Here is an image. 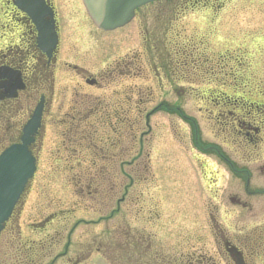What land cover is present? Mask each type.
<instances>
[{
    "label": "rangeland",
    "instance_id": "1",
    "mask_svg": "<svg viewBox=\"0 0 264 264\" xmlns=\"http://www.w3.org/2000/svg\"><path fill=\"white\" fill-rule=\"evenodd\" d=\"M54 2L62 14L64 45L66 41L70 43L65 49L70 48L68 53L73 50L77 56L76 60L71 53L65 60L71 65L66 69L65 87L69 83L70 88L103 104V112L96 114L102 115L103 126L93 121L86 123L81 128L86 138L81 140L83 149L79 150L85 152L87 146L93 149V144L103 150L110 141L121 140L131 155H119L118 162L130 165L124 164V174L103 176L101 182L95 180L91 170L80 174L89 176L58 175L54 170L64 163L57 164L53 159L59 158L55 154L62 135L59 127L47 124L38 172L23 199L24 212L15 217V229L0 235V264H109L110 259L123 256L118 245L125 242L122 234L127 228L151 236L146 251L139 256L142 258L130 252L127 264H163L167 259L177 262L171 253L176 252L178 241L195 238L192 244L197 249L210 242L209 213L220 228L237 222L234 219L243 205L230 201L245 202L240 221L262 225L264 130L256 147L248 148L244 142L236 144L229 127L232 115L224 118L219 111L240 112L248 123L259 115L264 118V108L260 106L264 105V0H216L213 9L200 5L201 1L197 2L200 6L194 7L192 0H164L140 10L129 25L108 34L89 27L80 0ZM75 65L89 71L102 84L80 89L78 76L73 72ZM115 68L129 78L110 76ZM61 69L59 58L56 98L47 107L53 122L61 116L53 113L62 103ZM69 93L67 97L71 98ZM201 95L207 100L202 102ZM125 103H131V108ZM173 107L194 122L203 146L216 148L238 169L249 172L247 193L251 196L245 195L244 181L214 150L194 146L193 127ZM20 117L23 123L24 115ZM20 117L15 114V120ZM107 121L116 134L104 126ZM220 121L228 122L223 125L226 132L216 128ZM263 126L260 127L264 129ZM110 153L118 154L113 148ZM132 181L130 193L141 196L140 206L158 207V222H143V213L130 215L124 204L113 217L107 216L110 209L106 213L99 210L102 206L95 200L96 185H102L105 194L114 189L120 199ZM30 206H36L42 214L31 218L26 213ZM44 219L47 220L41 224ZM154 233H159L158 240ZM100 243L109 245L110 251L107 255L101 251L91 255L90 251L99 248ZM66 244L67 260L57 259ZM163 247L173 259L166 252L161 254ZM151 251L160 255L158 262L152 261Z\"/></svg>",
    "mask_w": 264,
    "mask_h": 264
},
{
    "label": "flooded vegetation",
    "instance_id": "2",
    "mask_svg": "<svg viewBox=\"0 0 264 264\" xmlns=\"http://www.w3.org/2000/svg\"><path fill=\"white\" fill-rule=\"evenodd\" d=\"M47 6H50L54 10V28L58 36V41L53 50H50V45L47 39L40 40L37 26L32 18L25 13L21 12L14 4L13 0H0V121H6L5 124H0V148L8 143L16 141L20 134L21 117L24 118L29 115L30 111L39 102H43V116L42 122H47V118L51 117L50 110L47 108L50 103L53 104L56 98V91L54 89L56 83V69L61 59L62 65V81L61 86L63 91L61 93V108H58L56 112L61 114L62 119L56 120L54 124L64 127V155L75 159H81L84 155L75 149H70L66 145L65 139L71 143V137L76 136L78 128L83 127L89 121L96 122L95 124H102L103 117L96 114L103 112V104L96 101L91 95L83 94L78 92L76 88H70V84H67V73L66 69L71 68V65L66 64L65 60L70 57V53H74L73 56L76 58V52L71 50L69 53L66 51L64 45V24L63 28L61 25V14L59 13L57 2L54 0H44ZM60 14V15H59ZM52 20L49 16L44 18L45 22ZM73 48V47H71ZM76 77L78 76L79 82L77 83L80 89L86 87L96 88L100 84V80L97 77L91 75L89 71L83 68H78L76 65L73 66ZM116 75L113 71L110 76ZM80 81L82 84H80ZM102 81H105L104 75ZM17 87L21 90H17ZM52 89V92L50 90ZM50 92V93H49ZM70 92V93H69ZM69 93L72 95L71 98L67 97ZM83 94V95H82ZM31 103V106L28 107ZM129 104V105H128ZM131 103H125L127 108H131ZM126 108V107H125ZM49 110V111H48ZM130 110V109H129ZM86 111L92 112L88 115ZM131 111V110H130ZM10 114H14L11 116ZM15 114L20 119L15 120ZM233 126L234 131L241 135V121L242 114L234 113ZM56 115V116H57ZM102 117V118H101ZM59 122V124L57 123ZM105 126L109 132L113 131L112 124L110 121L105 122ZM258 132V129H255ZM249 135V134H247ZM131 140V139H130ZM260 138L257 136H250L249 144L254 147L257 146ZM108 142L106 141V144ZM109 147L100 149L95 146L93 150V158L95 159L92 163V167H65L66 170H78L75 174H86V168H92V174L100 177L112 174H124L125 165L130 163L125 161L118 162L119 155H131L128 152L130 148L124 147L121 140L112 143L109 142ZM116 149L118 154L111 156V149ZM71 150V152H69ZM110 150V151H109ZM32 152H36V148L32 149ZM142 156V152L139 153V157ZM85 165L89 163H83ZM142 164V163H141ZM64 171V167L61 168ZM239 171V169L234 168ZM73 173V172H72ZM133 181L128 185L120 199H117V195L114 189L108 191L105 194L103 186L98 184L97 194L95 198L98 203L103 205L104 211L110 209L108 217H113L119 212L120 204H124L126 211L132 215L138 211L137 205L141 202L140 195H133L130 193V189L133 186ZM114 191V193H113ZM249 192V190H247ZM245 192L246 196H251ZM105 202H102L104 201ZM229 202V201H228ZM231 204L236 203L237 206L242 204L240 209L241 213L237 216V222L235 224L218 225L213 218H210L209 231L212 237V247L206 249V264H264V222L262 225L257 224H246L244 221H240L243 217V208L245 202L230 201ZM26 202L23 199L20 201L15 209L10 222H13L16 227L17 218L24 212ZM158 207H147V221H158L159 213ZM229 211H227L228 213ZM28 216L37 217L40 216L41 210L36 206H30ZM239 214V213H238ZM212 216V215H211ZM233 220V221H234ZM43 224V223H41ZM34 227L33 225H30ZM30 226H28L30 228ZM11 226H6L5 231ZM40 227H43L40 225ZM225 228V229H224ZM61 252L64 256V251ZM99 249H97L98 251Z\"/></svg>",
    "mask_w": 264,
    "mask_h": 264
},
{
    "label": "water",
    "instance_id": "3",
    "mask_svg": "<svg viewBox=\"0 0 264 264\" xmlns=\"http://www.w3.org/2000/svg\"><path fill=\"white\" fill-rule=\"evenodd\" d=\"M152 0H85L95 24L110 30L127 23L135 7ZM37 116L24 130L22 144L12 147L0 157V225L9 216L27 179L34 171L28 146L32 142Z\"/></svg>",
    "mask_w": 264,
    "mask_h": 264
},
{
    "label": "bare ground",
    "instance_id": "4",
    "mask_svg": "<svg viewBox=\"0 0 264 264\" xmlns=\"http://www.w3.org/2000/svg\"><path fill=\"white\" fill-rule=\"evenodd\" d=\"M84 18H85V20L87 19L86 16H85V14H84Z\"/></svg>",
    "mask_w": 264,
    "mask_h": 264
}]
</instances>
